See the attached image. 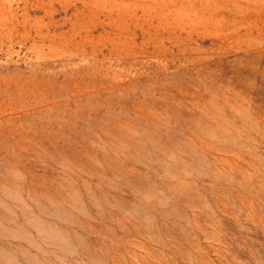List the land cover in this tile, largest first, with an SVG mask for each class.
<instances>
[{
  "label": "rangeland",
  "instance_id": "374dc122",
  "mask_svg": "<svg viewBox=\"0 0 264 264\" xmlns=\"http://www.w3.org/2000/svg\"><path fill=\"white\" fill-rule=\"evenodd\" d=\"M0 264H264V0H0Z\"/></svg>",
  "mask_w": 264,
  "mask_h": 264
}]
</instances>
